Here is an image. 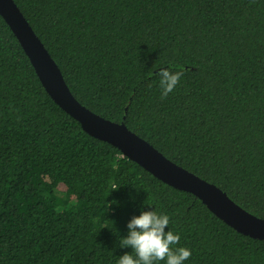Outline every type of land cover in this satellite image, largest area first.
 Listing matches in <instances>:
<instances>
[{
  "label": "trees",
  "instance_id": "16d2710c",
  "mask_svg": "<svg viewBox=\"0 0 264 264\" xmlns=\"http://www.w3.org/2000/svg\"><path fill=\"white\" fill-rule=\"evenodd\" d=\"M15 2L83 105L264 218V0ZM162 67L185 69L166 99ZM146 210L184 264H264V239L85 131L0 14V264H117Z\"/></svg>",
  "mask_w": 264,
  "mask_h": 264
},
{
  "label": "water",
  "instance_id": "95a60500",
  "mask_svg": "<svg viewBox=\"0 0 264 264\" xmlns=\"http://www.w3.org/2000/svg\"><path fill=\"white\" fill-rule=\"evenodd\" d=\"M0 14L28 55L39 79L51 97L77 119L92 136L116 146L163 182L193 193L220 219L238 232L264 239V218L236 203L217 184L206 180L167 157L127 124L107 119L83 105L72 93L64 75L15 0H0Z\"/></svg>",
  "mask_w": 264,
  "mask_h": 264
},
{
  "label": "clouds",
  "instance_id": "9594fccd",
  "mask_svg": "<svg viewBox=\"0 0 264 264\" xmlns=\"http://www.w3.org/2000/svg\"><path fill=\"white\" fill-rule=\"evenodd\" d=\"M185 69L173 70V67H162L158 72L161 99H166L172 93ZM170 217L156 210L142 211L129 221L128 234L121 238L120 246L131 248L120 256L117 264H157L166 261V264H184L192 256L188 247H173L180 242V235L172 230L165 231L170 225Z\"/></svg>",
  "mask_w": 264,
  "mask_h": 264
}]
</instances>
